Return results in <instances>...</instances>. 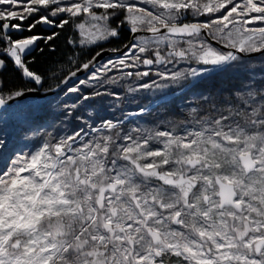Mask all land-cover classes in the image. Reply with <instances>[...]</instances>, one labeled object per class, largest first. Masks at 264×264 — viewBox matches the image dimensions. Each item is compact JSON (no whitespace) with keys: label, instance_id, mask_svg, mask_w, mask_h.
Listing matches in <instances>:
<instances>
[{"label":"snow or ice","instance_id":"6c2138e0","mask_svg":"<svg viewBox=\"0 0 264 264\" xmlns=\"http://www.w3.org/2000/svg\"><path fill=\"white\" fill-rule=\"evenodd\" d=\"M9 64L0 264H264V0H0Z\"/></svg>","mask_w":264,"mask_h":264},{"label":"trees","instance_id":"16d2710c","mask_svg":"<svg viewBox=\"0 0 264 264\" xmlns=\"http://www.w3.org/2000/svg\"><path fill=\"white\" fill-rule=\"evenodd\" d=\"M33 31H36L35 29ZM30 33L25 32L24 35L27 36ZM127 42V34H125V37L122 42L112 41V42H105L103 47L105 49H112V48H123V43ZM43 46V45H42ZM94 55V51L91 53ZM68 55V49L65 47L63 37H61L56 44V52L55 53H49L47 49H45L44 53H40L37 51L34 53V62L33 67L35 70L44 72L52 65L54 62H61L63 63L66 59V56ZM74 70V68H73ZM57 73L60 75H67L68 69L65 67L63 70L59 66H57L56 69ZM19 73L9 64L8 71L6 72H0V79H3L6 83L9 85L17 84L19 83Z\"/></svg>","mask_w":264,"mask_h":264},{"label":"rangeland","instance_id":"374dc122","mask_svg":"<svg viewBox=\"0 0 264 264\" xmlns=\"http://www.w3.org/2000/svg\"><path fill=\"white\" fill-rule=\"evenodd\" d=\"M116 55H118V54H114V55H111L110 57H112V58H115V56ZM107 60V59H106ZM134 71V70H133ZM109 76H113V75H116V76H118V75H121V73H119V72H116L115 70L113 71V72H110L109 74H108ZM130 82V81H129ZM121 83L123 84L124 82L123 81H121ZM107 89H112V90H114L115 92H116V94H118V95H120V96H123L124 94H125V89H122V88H117V86H115V85H105L104 86V88H102L101 89V91H105V90H107ZM114 98V97H113ZM26 103H29V104H45V103H47V100H28V101H26ZM43 131V130H42ZM48 131H52V129H48ZM17 135H19V129H17V133H16ZM29 135H31V133H29ZM36 137H34V139H35Z\"/></svg>","mask_w":264,"mask_h":264},{"label":"water","instance_id":"95a60500","mask_svg":"<svg viewBox=\"0 0 264 264\" xmlns=\"http://www.w3.org/2000/svg\"><path fill=\"white\" fill-rule=\"evenodd\" d=\"M123 49V48H122ZM114 54H118V53H113L111 51H105L104 53V56H103V59L106 60L108 59L111 55H114ZM83 78V77H82ZM74 79V78H73ZM45 95V93L41 92L40 93V96L37 97V96H32L29 98V100H44L42 97ZM48 95H51L50 93Z\"/></svg>","mask_w":264,"mask_h":264},{"label":"flooded vegetation","instance_id":"af4514ba","mask_svg":"<svg viewBox=\"0 0 264 264\" xmlns=\"http://www.w3.org/2000/svg\"><path fill=\"white\" fill-rule=\"evenodd\" d=\"M106 61V60H105Z\"/></svg>","mask_w":264,"mask_h":264}]
</instances>
